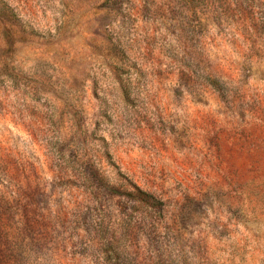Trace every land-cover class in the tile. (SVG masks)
Masks as SVG:
<instances>
[{
  "label": "rangeland",
  "instance_id": "374dc122",
  "mask_svg": "<svg viewBox=\"0 0 264 264\" xmlns=\"http://www.w3.org/2000/svg\"><path fill=\"white\" fill-rule=\"evenodd\" d=\"M0 264H264V0H0Z\"/></svg>",
  "mask_w": 264,
  "mask_h": 264
}]
</instances>
